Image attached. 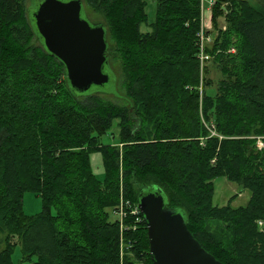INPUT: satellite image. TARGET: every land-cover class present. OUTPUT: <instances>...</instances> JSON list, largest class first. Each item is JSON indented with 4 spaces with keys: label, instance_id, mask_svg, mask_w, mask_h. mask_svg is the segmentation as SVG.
I'll use <instances>...</instances> for the list:
<instances>
[{
    "label": "trees",
    "instance_id": "obj_1",
    "mask_svg": "<svg viewBox=\"0 0 264 264\" xmlns=\"http://www.w3.org/2000/svg\"><path fill=\"white\" fill-rule=\"evenodd\" d=\"M82 1L104 15L125 105L106 94L73 95L64 65L35 34L26 0H0V264H15L18 244L21 262L36 257L33 264H153L145 222L126 220L132 228L124 237L134 245L121 259V229L112 220L122 199L137 205L151 185L220 262L264 264V148L257 147L264 0L216 1L202 94L203 0H155L157 18L145 33L144 0ZM115 120L119 144L106 145L101 138ZM94 153L103 155V183ZM219 177L251 192L247 206L214 205ZM26 191L42 198L39 215H24Z\"/></svg>",
    "mask_w": 264,
    "mask_h": 264
},
{
    "label": "water",
    "instance_id": "obj_2",
    "mask_svg": "<svg viewBox=\"0 0 264 264\" xmlns=\"http://www.w3.org/2000/svg\"><path fill=\"white\" fill-rule=\"evenodd\" d=\"M28 14L47 53L64 65L73 95L116 94L117 76L108 56L107 28L84 16L82 0H30ZM138 206L147 227L153 264H223L190 232L185 213L168 206L160 187H143Z\"/></svg>",
    "mask_w": 264,
    "mask_h": 264
},
{
    "label": "rangeland",
    "instance_id": "obj_3",
    "mask_svg": "<svg viewBox=\"0 0 264 264\" xmlns=\"http://www.w3.org/2000/svg\"><path fill=\"white\" fill-rule=\"evenodd\" d=\"M146 2V12L148 14V24H144L141 27L142 32H149L151 30V24L156 21L157 18V3L155 0H144ZM217 0H204L203 4V24L206 31H210L212 37L217 36L216 29L213 23V10L211 7V3L216 2ZM252 4L257 3L258 0H247ZM260 2V0L258 1ZM26 5L30 7V0H26ZM84 16L87 17L92 23H104V15L98 11L92 9L85 1H84ZM219 28H227L225 18L221 17L218 20ZM110 44V41H108ZM110 59V58H109ZM111 62V61H110ZM112 70L114 73L116 72L118 75V84L114 85V89L116 94L114 96L103 95L102 97L108 100H112L116 103H120L125 105L127 103V98L125 97V89L123 86L122 73L120 70V63L118 61H113ZM111 65V64H110ZM211 68V62L206 66L204 74H207V69ZM115 73V74H116ZM205 78V75H204ZM205 84V80H204ZM118 88V90H117ZM216 88H213L215 91ZM101 141L106 145L116 146L120 141V128H119V120H115L112 130H110L107 134L102 136ZM91 166L94 174L100 182H104L106 179V172L104 168V159L101 153H94L91 155ZM24 175L22 171V176ZM24 180V178H23ZM214 198L213 202L215 206L223 207L228 204H231L234 208L245 207L247 206L250 198L251 192L249 190H244L236 183H232L228 181L225 177H219L214 181ZM43 210V201L40 196H36L34 193L30 191H26L23 197V212L26 217H34L39 215ZM112 220H116V216L112 215ZM219 229V228H218ZM3 248V247H2ZM21 245L18 244L15 252L13 254V260L15 264H33L36 261V257L33 258L32 261H24L21 262L22 259Z\"/></svg>",
    "mask_w": 264,
    "mask_h": 264
},
{
    "label": "built area",
    "instance_id": "obj_4",
    "mask_svg": "<svg viewBox=\"0 0 264 264\" xmlns=\"http://www.w3.org/2000/svg\"><path fill=\"white\" fill-rule=\"evenodd\" d=\"M204 4V0H203ZM215 5L214 3H211V7ZM203 9V5H202ZM226 28L224 27V30ZM214 43V37H212L210 31H206L204 24H203V17H202V29L200 33L198 34V60L200 63V70H201V86H200V92L202 94L203 90V79H204V71L206 69V66L209 64V62L212 59V55L209 53V49ZM235 48H232L230 52L235 53ZM213 135H215V132H212ZM257 147L259 150L264 148V139L258 138L257 141ZM113 214L116 216V222L119 223L120 229H121V240H120V256L121 259H123V256L126 253H129L131 248L133 247V241L128 240L126 241L124 237V233L126 231H130L132 227L126 225V220L128 217L135 218L136 223H140L143 221L142 213L140 211V208L138 205H133L130 202H125L123 199L121 200V203L118 205V207L113 211ZM259 225L262 226L263 222L260 221ZM135 230V227L133 228Z\"/></svg>",
    "mask_w": 264,
    "mask_h": 264
}]
</instances>
